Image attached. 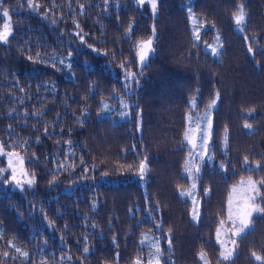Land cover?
<instances>
[{
    "label": "trees",
    "instance_id": "obj_1",
    "mask_svg": "<svg viewBox=\"0 0 264 264\" xmlns=\"http://www.w3.org/2000/svg\"><path fill=\"white\" fill-rule=\"evenodd\" d=\"M32 5L0 0V143L21 181L0 154V264H148L157 242L160 264H264V213L239 237L228 219L230 197L234 220L248 196L264 208V0Z\"/></svg>",
    "mask_w": 264,
    "mask_h": 264
},
{
    "label": "snow or ice",
    "instance_id": "obj_2",
    "mask_svg": "<svg viewBox=\"0 0 264 264\" xmlns=\"http://www.w3.org/2000/svg\"><path fill=\"white\" fill-rule=\"evenodd\" d=\"M27 2H28L30 7L33 6L32 0H27ZM153 7H155V3H153ZM0 14H2L3 17L9 16V12L6 9H4L2 11V13H0ZM233 18H234L236 25H238V26L244 23L245 13L243 11L242 6H240L238 8L237 13L233 14ZM9 34H10L9 33V24L6 23L4 25L3 31H0V41H6L8 39ZM153 34H154V31H153ZM77 35H79V33H77ZM81 39H83V37H81ZM195 39L198 40L199 36H196ZM151 43H152V41H151V39H149L147 41H140L136 45V47L138 49L136 55H137L138 60H139L141 65L144 64L148 53L151 51ZM248 52L250 54H254L253 48L251 47V45H249V47H248ZM212 54L218 55L217 50L215 48L212 49ZM69 55H71V54L69 53ZM61 63H62V61H61ZM124 66H125L124 64L121 65V67H124ZM69 67H70V65H69ZM135 75H136L135 73H125L126 81L134 80ZM125 87H127V85H125ZM218 97H219V94L217 93L216 98L213 99L211 104L209 105V110H211V108L215 106L216 100L218 99ZM191 104L193 107H195V101H192ZM105 107H107V105H105ZM125 107H126V105H125ZM188 119L191 121L192 117L189 116ZM209 127H210V123H209ZM244 127L247 129H250L251 125L246 123L244 125ZM204 132H205L204 129L198 128V138H199L201 145L206 140V136H205ZM225 132H227V129L225 130ZM185 138H186V140H188L189 143L192 142V140L189 138L188 132H186ZM226 143H227V135H225V146H226ZM0 154H5L9 157V167L12 168L11 179L13 181H15L17 185H20L21 181L16 179V169H15V167L12 166V157L15 155V153H13V152L4 153V145H3V143H0ZM200 159H203V157H200ZM21 163H22V161H21ZM246 163H247V157H245V164ZM5 171H7V169H0V173L5 172ZM146 171H147V160L145 159V160L139 161L138 173L140 174L141 179L143 178V175L146 173ZM196 172H197V174L199 173L198 168L196 169ZM21 175H27V174L24 173L23 171H21ZM25 182L27 184L31 185L34 181H33V179H28ZM241 183H243V182H241ZM261 183L264 184V182H261ZM248 184H249L250 189L253 191V193L258 195V188H257L256 184L253 183L251 180L248 181ZM193 187H195V185H193ZM237 191L243 192L242 189L238 190L235 187L232 189L233 193H236ZM205 194H207V193H205ZM180 195L181 196H189V195H191V193L185 192V191H180ZM242 199H243V197H242ZM249 201H251L252 203H249ZM254 201H255V195L248 196L247 199L244 200L243 207H240L236 210V218L234 220L233 219V211H232V199H231V197L229 198L228 219H229V221H232L233 227L235 228V231L231 232V234H230L232 237H239V236H241L242 233H245L246 229H248L250 226V223H251L250 218L252 217L254 212L264 213V208L257 206L254 203ZM193 205H194V207L192 209V218H193V220H195L198 218V209H197L198 201L195 199V197H193ZM237 220L239 222L238 225L236 224ZM220 223H221V226L223 227L224 221H221ZM156 227H160V226L156 225ZM220 232H221V229L218 228L217 229V241L218 242H221L220 241ZM145 239H146V237H145ZM141 243L143 244L144 241L142 240ZM169 244H170V242H169ZM232 244H233V249H225V250L221 251L220 256L223 260H228L231 257L232 252L234 251V248H235V240H232ZM151 246L155 249V251H154V253L150 254L148 264H160V260H159L160 248H159L158 242L152 244ZM222 248H223V244H222ZM16 251L19 252L20 249H16ZM84 251H85V253L88 252L87 247H85ZM4 255L7 256V253H5ZM22 255L27 256V253H22ZM252 256L256 261L264 262V257L257 255L255 252L252 253ZM198 259L200 261H202L203 264H208L205 253H203V252L199 253ZM134 264H143V261L141 259L137 258V260L134 262Z\"/></svg>",
    "mask_w": 264,
    "mask_h": 264
},
{
    "label": "rangeland",
    "instance_id": "obj_3",
    "mask_svg": "<svg viewBox=\"0 0 264 264\" xmlns=\"http://www.w3.org/2000/svg\"><path fill=\"white\" fill-rule=\"evenodd\" d=\"M153 3H154V1H151V8H153ZM195 134V133H194ZM194 136V135H193Z\"/></svg>",
    "mask_w": 264,
    "mask_h": 264
}]
</instances>
